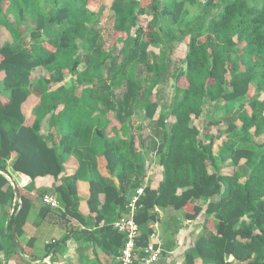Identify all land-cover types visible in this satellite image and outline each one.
Returning <instances> with one entry per match:
<instances>
[{
  "label": "trees",
  "instance_id": "1",
  "mask_svg": "<svg viewBox=\"0 0 264 264\" xmlns=\"http://www.w3.org/2000/svg\"><path fill=\"white\" fill-rule=\"evenodd\" d=\"M218 1L222 2L219 9ZM251 1L257 0H127L125 16L112 36V50L104 49L100 40L93 41L86 66L78 70V54L93 32L99 8H116L115 0H0V27L8 35L0 44V91L7 93L6 100L0 97V205L8 199L4 174L10 176L9 169L17 174V186L51 176L60 181L52 192L71 224L84 220L79 211V189L84 183L88 214L94 213L95 224L104 226L108 218L113 221L125 212L129 198L143 185L134 214L139 246L148 242L146 224L155 219L152 210L172 209L187 220L199 221L200 231L184 251L182 264H197L196 260L199 264H264V0L258 5ZM147 6L151 18L146 28L136 27ZM190 7L198 12L190 15ZM166 18L171 20L168 27ZM27 19L32 25L31 42L25 46L21 40ZM51 26L62 29L53 39H41ZM184 37V55L169 73L172 100L167 107L160 106L151 96L168 75L170 56L162 49L152 53L151 61L142 65L146 83L142 87L130 55L148 44L162 47L170 39ZM117 46L123 54L119 63L113 55ZM39 67L48 71V79L34 77ZM63 74H72L73 84L51 90ZM122 76L127 89L124 100L117 101L112 86L122 84ZM88 84L91 88L77 98L76 88ZM95 84L104 95L97 93ZM33 95L38 99L31 110L35 119L26 125L24 110ZM86 96L94 102L85 108ZM108 97L114 119L103 121L90 109L104 99L108 103ZM138 99L145 118L161 132L158 156L150 166L153 175L146 183L147 171L139 155L144 146L126 120ZM234 101L240 103L229 117L231 122L223 131L229 136L219 148V154L230 160V170L223 172L221 159L213 154L218 136L210 133L221 120L211 118L203 132L192 122L204 114V104ZM60 104L62 110L55 113ZM48 114L61 130L51 144L40 132V122ZM71 156L79 167L63 176ZM96 157L117 183L99 175ZM45 192L31 194L19 187L20 203L16 201L12 219L17 235L31 205ZM104 227L121 247L123 235L111 223Z\"/></svg>",
  "mask_w": 264,
  "mask_h": 264
},
{
  "label": "crops",
  "instance_id": "2",
  "mask_svg": "<svg viewBox=\"0 0 264 264\" xmlns=\"http://www.w3.org/2000/svg\"><path fill=\"white\" fill-rule=\"evenodd\" d=\"M7 37L3 27H0V44ZM33 73L35 78H49L48 71L40 67L36 68ZM71 84H73L72 76L63 74L62 80L53 84L51 90L61 85L68 87ZM32 90L38 89L33 88ZM0 97L2 100H6L7 93L4 90L0 91ZM37 100V97L33 95L27 101L28 107L26 104L24 110L27 118L26 125H31L35 119V116L31 114V110ZM62 108L63 105L60 104L55 113L60 112ZM40 123V132L48 137L49 144L52 143V140L56 142L61 131L57 124L60 123L51 121L50 114L45 116ZM61 124L65 126L64 122H61ZM11 160L8 161V164L11 163ZM229 161L228 158V163ZM97 162L100 163V165H96L99 175L106 178L110 177L105 165L101 164L99 158H97ZM240 162H244V159ZM77 164L74 156L67 159L63 176L73 174L79 167ZM8 168H10V165H8ZM213 170V167L209 168L210 172ZM220 170L223 172L229 171L230 166L225 170ZM4 175L9 183L4 187L8 199L0 205V264H119L120 247L117 244V239L111 231H106L104 227L111 223L112 218H108L104 226L102 222L98 225L95 224V214H88L85 204L88 192L84 183L80 185L79 189V211L85 215L83 223L74 221V224H71L69 218L63 216L62 209L49 210L41 202V196L39 195L31 205L26 221L22 225L21 233L17 235L15 223H12L16 201L20 203V199L18 201L15 198L13 188V183L17 181V174L9 169L10 176ZM152 175V171L149 170L147 177L150 178ZM110 178L117 183L114 177ZM59 184V180H55L51 176H45L37 177L17 187L18 189L21 187L31 194H39L40 191L44 190L52 192L53 187ZM152 212L155 219L146 224V228L149 230L148 242L156 243L161 249V256L154 264H182L184 251L193 243L192 241L200 231L199 221L187 220L181 212L172 209L160 210L156 208ZM152 234H154V237H152ZM196 262L197 264L200 263L199 260H196Z\"/></svg>",
  "mask_w": 264,
  "mask_h": 264
},
{
  "label": "rangeland",
  "instance_id": "3",
  "mask_svg": "<svg viewBox=\"0 0 264 264\" xmlns=\"http://www.w3.org/2000/svg\"><path fill=\"white\" fill-rule=\"evenodd\" d=\"M201 3H204L206 0H199ZM127 0H115L116 8H111L109 5L99 8V13L96 17V21L93 23L92 29L93 32L91 35L87 38L85 48H82L78 54V58L80 60V65L78 66V70L83 69L86 66V59H87V53L90 50L91 43L95 40L102 43V46L106 50H112L111 46V40L113 33L115 30L119 27L121 18L125 16L126 7H127ZM251 3H254L255 5L259 4V0L256 2L251 1ZM222 6V2H217V9H219ZM110 7V8H109ZM190 15H194L198 12L196 7H190ZM151 18V10L150 7L147 6L146 12L144 15L139 16L137 21V26L145 29L148 20ZM31 23L27 22L22 27V45L28 46L30 44V29L32 28ZM171 24V20L169 18H166L165 20V26L168 27ZM62 29V26H51L46 33H43L41 36V39H44L45 41L49 38H55L59 31ZM134 34V29L131 30ZM5 36H8L5 34ZM24 36V37H23ZM27 39H26V38ZM29 37V40H28ZM186 37L176 40L170 39L168 43L162 45L151 43L148 44L146 47H141L139 49L134 50L133 53H131L130 58L131 61L129 62L130 65L134 66L135 71V77L136 80L140 83L142 87L146 86V83L144 81V70H143V64L145 62L151 61L152 59V53L158 54V50L162 49L167 55L170 57V66L168 69V75H166L165 78L160 79V82L157 84L154 94L151 96V99L153 101L158 102L160 106L167 107L169 103L172 100V85L173 81L171 79V76L169 73H171L176 66V62L178 59H180L185 52L186 46ZM113 55L117 56L118 63L123 59V54L119 52V47L117 46L115 50H113ZM105 75V72L103 73ZM72 76V74H70ZM125 77V76H124ZM122 76V84L119 86H115L113 84V98L117 101H123L124 100V92L126 91V84L127 79ZM95 88L98 87L97 93L105 94L104 89L99 87V84H95ZM86 88H91V84H88L87 87L79 89L76 88V91L74 92V95L77 96V98L82 99V94H84V91ZM104 92V93H103ZM91 98V99H90ZM86 96L85 97V103H82L83 106L86 108L87 105H92L94 100L92 97ZM249 97L241 100V101H247ZM240 101H234L230 103H223L219 102L217 104L206 103L203 105V115L200 116L198 119L193 120V125L197 126V128L200 130V132H203V129L205 130L207 127V124L211 118L219 119L221 120V124L218 125L217 128H212L211 132L212 135H217L218 139L214 141L213 144V154L217 159H221L219 163L220 169H227L229 168L228 163V156L226 154H219V148L221 146V143L226 140V138L229 136L228 134H224L223 131L226 130L227 124H229L230 116L233 115L235 108L239 105ZM87 104V105H86ZM210 105V106H209ZM160 106L158 107L157 111L159 110ZM132 112L126 119L132 126L134 135L140 134L141 141L143 143L144 148L139 152V155L141 157V161H143L144 169L147 171L150 170V166L157 159V152H156V146L158 145L161 137L160 129L156 126L154 122H150L147 120L144 116V110L142 106V101L137 100L135 103L131 104ZM91 113L94 114L96 117H102V120L105 121L107 119L108 121L114 119V110L109 107V97H108V103L107 100L104 99L102 102H99L95 105L93 109H90ZM156 118V116H155ZM79 121H82L80 117L76 118ZM173 118L170 117L169 121ZM100 125V124H99ZM219 131L222 132L219 134ZM120 136L121 132H118ZM258 142L261 141V139L257 140ZM241 145L244 146H251L250 143H242ZM96 157V163L98 164ZM76 159V158H75ZM77 161V160H76ZM78 163V161H77ZM228 163V164H227ZM243 165V162H241V167ZM111 177V176H110ZM199 202V201H198Z\"/></svg>",
  "mask_w": 264,
  "mask_h": 264
},
{
  "label": "built area",
  "instance_id": "4",
  "mask_svg": "<svg viewBox=\"0 0 264 264\" xmlns=\"http://www.w3.org/2000/svg\"><path fill=\"white\" fill-rule=\"evenodd\" d=\"M147 180L148 177H145L144 182L146 183ZM143 188L142 185L134 191L125 206V212L111 221L112 228L123 235V244L118 255L119 264H154L161 256V249L156 243L148 242L143 247L138 245L139 226L134 220V214L140 207L138 202L143 195ZM41 202L51 210L61 208L58 198L53 192L42 194Z\"/></svg>",
  "mask_w": 264,
  "mask_h": 264
},
{
  "label": "water",
  "instance_id": "5",
  "mask_svg": "<svg viewBox=\"0 0 264 264\" xmlns=\"http://www.w3.org/2000/svg\"><path fill=\"white\" fill-rule=\"evenodd\" d=\"M13 188H14L15 198H16V200L19 201V199H20L19 189L15 183H13Z\"/></svg>",
  "mask_w": 264,
  "mask_h": 264
}]
</instances>
